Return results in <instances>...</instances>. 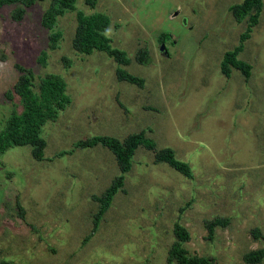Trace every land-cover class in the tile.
<instances>
[{
  "label": "rangeland",
  "instance_id": "obj_1",
  "mask_svg": "<svg viewBox=\"0 0 264 264\" xmlns=\"http://www.w3.org/2000/svg\"><path fill=\"white\" fill-rule=\"evenodd\" d=\"M241 1L74 0L51 28L41 20L52 0L0 6V129L21 110L15 65L31 71L33 92L40 77L58 76L69 99L40 126L41 159L29 145L0 154V264H167L175 224L188 232L186 252L214 264H249L243 254L264 250V0L250 27L248 16L236 20L230 10ZM77 11L107 17L103 34L127 64L73 47ZM53 31L60 36L51 44ZM239 43L236 58L249 74L229 66L225 76L220 61ZM139 50L147 64L135 60ZM116 68L142 86L118 80ZM140 130L155 149H172L191 175L154 162V151L138 145L85 240L99 206L93 196L120 172L107 147L76 142L96 135L121 142ZM216 217L228 224L209 234Z\"/></svg>",
  "mask_w": 264,
  "mask_h": 264
},
{
  "label": "trees",
  "instance_id": "obj_2",
  "mask_svg": "<svg viewBox=\"0 0 264 264\" xmlns=\"http://www.w3.org/2000/svg\"><path fill=\"white\" fill-rule=\"evenodd\" d=\"M35 0H0V6L19 2L21 5L29 6ZM74 0H52L53 5L44 11L41 23L48 28L52 27V23L57 14L63 13L65 10L73 9ZM261 7V0H242L238 4L231 5L230 10L236 20H241L248 16V26L250 27L256 22L258 12ZM253 9V13L251 10ZM23 10L17 8L13 13L15 19H19ZM77 27L72 38V45L75 49L83 53H89L92 49L104 51L115 62L127 64L129 62L124 51L111 47L108 39L103 34V29L108 24V19L100 13L83 15L80 11L76 12ZM241 35V40L246 36ZM60 36L58 31L49 34V41L53 44ZM161 36L166 34L161 33ZM161 40H164L161 39ZM241 42V41H240ZM242 49L239 43L232 51H226L220 61V70L225 75H229L230 67L238 69L244 77L249 74L250 66L236 58V54ZM44 53H41L39 60L42 61ZM135 60L141 64H147L149 56L142 50L138 51ZM20 72L16 82L13 85V92L18 97L21 105L19 112H12L6 119L4 126L0 129V154L9 146L29 145L30 154L35 159H41L45 142L39 135L40 126L46 119L55 118L57 111L62 109L69 101L65 94V84L61 78L54 74H48L40 77L38 80V91L31 90V71L22 66L15 65ZM115 75L118 80H124L128 83L142 86L143 79L134 76L127 71L116 68ZM142 130L128 134L121 142L109 136H91L81 141H77L76 145L81 147H90L94 145H102L107 147L115 156L120 174L111 181L110 185L105 189L102 197L93 196V199L99 202V206L92 217V228L85 236V240L94 232L95 227L102 214L108 208L115 192L121 187L123 176L130 168V158L134 149L138 145H142L145 149L154 151V162H164L175 171L190 176L189 165L175 158L172 149L163 147L155 149L153 141L145 137ZM228 219L216 217L207 223L208 233H212L214 228L225 227ZM174 241L171 243L167 255V264H214V259L198 255H189L183 243L188 238V232L181 225L175 224L173 228ZM253 235L257 236L259 232L256 228L252 229ZM264 250L261 248L253 249L242 255V260L249 264L261 262Z\"/></svg>",
  "mask_w": 264,
  "mask_h": 264
}]
</instances>
